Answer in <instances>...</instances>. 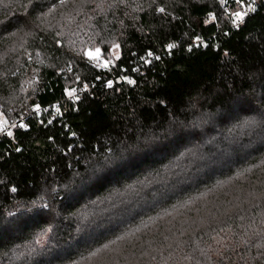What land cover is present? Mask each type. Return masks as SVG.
I'll list each match as a JSON object with an SVG mask.
<instances>
[{
    "label": "trees",
    "instance_id": "16d2710c",
    "mask_svg": "<svg viewBox=\"0 0 264 264\" xmlns=\"http://www.w3.org/2000/svg\"><path fill=\"white\" fill-rule=\"evenodd\" d=\"M0 120V264H264V0H0Z\"/></svg>",
    "mask_w": 264,
    "mask_h": 264
},
{
    "label": "built area",
    "instance_id": "2783aa9c",
    "mask_svg": "<svg viewBox=\"0 0 264 264\" xmlns=\"http://www.w3.org/2000/svg\"><path fill=\"white\" fill-rule=\"evenodd\" d=\"M113 60L114 59H110L109 61H108V66H111L112 67V64H113ZM103 63H104V61H103V59H99V60H97L96 61V68L101 72V73H104V72H106L110 67H103L102 65H103ZM101 80V77H98L95 81H97V82H99ZM96 86V82H94V81H90V82H86V81H84V82H81L80 84H79V86H76V87H72V88H70V89H68L67 91H66V98H71V97H75V96H77L78 95V93H84V92H88V91H90V89H92L93 87H95ZM74 90V95L73 96H69L68 95V92L69 91H73ZM53 112L54 113H60V106L58 105V104H55L54 106H53ZM63 113H65V111H63ZM0 128L4 131V133L5 134H7L8 135V133L10 132L11 133V128H12V125L10 126V125H4V123H2V122H0ZM25 128H27V127H25Z\"/></svg>",
    "mask_w": 264,
    "mask_h": 264
},
{
    "label": "snow or ice",
    "instance_id": "6c2138e0",
    "mask_svg": "<svg viewBox=\"0 0 264 264\" xmlns=\"http://www.w3.org/2000/svg\"><path fill=\"white\" fill-rule=\"evenodd\" d=\"M237 2L239 3L240 0H237ZM252 10H254V9H252ZM235 16H236V19H237V20H242V19H243V14H242L241 12H236V13H235ZM117 47H118V46H117ZM87 55L89 56L90 59H93V60H99V59H100V49L97 48V49L95 50V53L88 52ZM149 55H151V53H149ZM102 66H103V67H107V66H108V62L105 61V62L103 63ZM131 82H132V81H129V83H131ZM109 87H111V84H109ZM68 95H69L70 97L73 96V95H74V90H73V91H69V92H68ZM3 123H4L5 125H7L8 122L5 120V121H3ZM22 126H23V125H21V127H22ZM8 135H11V133L9 132ZM50 230H51V229H49V231H50ZM37 243H39V241H37Z\"/></svg>",
    "mask_w": 264,
    "mask_h": 264
},
{
    "label": "rangeland",
    "instance_id": "374dc122",
    "mask_svg": "<svg viewBox=\"0 0 264 264\" xmlns=\"http://www.w3.org/2000/svg\"><path fill=\"white\" fill-rule=\"evenodd\" d=\"M242 7H243V5H242ZM88 52L95 53V50H94V51L87 50L85 54H86V57H87L89 60H92V61H95V62H96L97 60H93V59H90V58H89V56L87 55ZM117 54H118V52H117V48L112 47V50H111V57H115V58H116V57H117ZM107 58H108V57H107ZM109 59H113V58H109ZM0 122L3 123V120H0Z\"/></svg>",
    "mask_w": 264,
    "mask_h": 264
}]
</instances>
